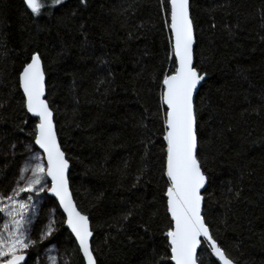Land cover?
Returning <instances> with one entry per match:
<instances>
[{"label": "trees", "instance_id": "obj_1", "mask_svg": "<svg viewBox=\"0 0 264 264\" xmlns=\"http://www.w3.org/2000/svg\"><path fill=\"white\" fill-rule=\"evenodd\" d=\"M42 2L33 16L23 0H0V150L11 153L0 156L1 195L15 187L22 142H34L37 121L19 75L38 52L97 264H173L160 100L174 68L168 0ZM190 10L195 67L207 73L195 99L198 155L209 176L203 215L234 264H264V0H191ZM64 225L58 208L54 233L27 250L26 264L50 242L68 264H84ZM199 256L218 264L204 244Z\"/></svg>", "mask_w": 264, "mask_h": 264}, {"label": "snow or ice", "instance_id": "obj_2", "mask_svg": "<svg viewBox=\"0 0 264 264\" xmlns=\"http://www.w3.org/2000/svg\"><path fill=\"white\" fill-rule=\"evenodd\" d=\"M78 2L80 5H87V0ZM23 3L33 16H40L45 8L42 0H23ZM51 3L64 6L66 0H51ZM168 10L174 68L170 75L165 74L163 77L160 100L166 106V206L174 222V226L166 233L170 259L175 264H203L202 258L197 254V249L203 243L218 264H234L213 237L202 214V189L206 190L209 176L198 155L194 93L205 80L207 73L198 71L193 63L195 37L190 0H168ZM71 15L74 16L75 12ZM19 83L23 89L27 112L39 120L35 126L34 142L43 150L46 162L40 156L34 157V164L26 161L11 194L0 196V213L7 218L0 225V264H26L27 250L36 247L42 239H47L55 231L53 219L46 229H42L37 239H33L30 234L33 225L32 213L36 210L31 194L45 191L58 198L59 205L67 213L66 223L78 242L79 251L82 252L86 264H97L90 243L93 233L89 226V217L78 210L73 201L67 176L69 161L57 139L53 111L44 98L45 72L40 53L34 52L31 55L30 62L19 75ZM25 192L29 193L27 199H20L21 193ZM235 195L239 197L240 193ZM49 260L51 264H55L54 257H49Z\"/></svg>", "mask_w": 264, "mask_h": 264}, {"label": "rangeland", "instance_id": "obj_3", "mask_svg": "<svg viewBox=\"0 0 264 264\" xmlns=\"http://www.w3.org/2000/svg\"><path fill=\"white\" fill-rule=\"evenodd\" d=\"M34 131H35V127H34ZM21 145L23 146V150L26 153V158L22 162V164L20 166V170H21L22 166H24L26 161H28L31 164H34L36 162L34 159L35 156H40L41 159L45 161L43 154L36 148V146L34 145V142L23 141ZM10 154H7L6 152L0 150V156H6V155H10ZM20 170H19V172H20ZM17 182H18V178H17L16 184H17ZM16 184H15V186H16ZM48 185L50 186V181H48ZM28 195H29V193H27V192L21 193V196L19 198L26 200ZM31 195L33 196V203L36 205V210L34 213H32L33 225H32V231L30 233L31 237L34 239V233H35V230L37 229V224H38L39 220L41 219L44 210H47V216H46L44 223L41 227L40 233H41L42 229H46L47 224L53 219L55 220L54 227L56 229V219L58 217V208L59 207H57V204L53 203V199L48 195L47 191L41 192L38 194L32 193ZM0 196H2L1 192H0ZM4 203H7V201H4ZM5 219H7V218L4 216V214L0 213V225L3 224ZM50 237H48L47 239H42L40 242H46ZM49 257L55 258V264H68V260L65 257L61 256L60 251H59L57 245L55 244V242L48 243L41 250L39 257L36 259V264H51Z\"/></svg>", "mask_w": 264, "mask_h": 264}, {"label": "water", "instance_id": "obj_4", "mask_svg": "<svg viewBox=\"0 0 264 264\" xmlns=\"http://www.w3.org/2000/svg\"><path fill=\"white\" fill-rule=\"evenodd\" d=\"M190 3H191V0H190ZM190 15H191V10H190ZM194 25V24H193ZM172 34V33H171ZM194 37H195V40H194V44H193V63H194V66H195V57H194V50H195V46H196V34H195V29H194ZM42 60V59H41ZM42 66H43V69H44V65H43V61H42ZM45 72V71H44ZM206 79V78H205ZM205 81V80H204ZM204 81H202L201 82V84L200 85H198V88H197V90H196V92L194 93V106H195V99H196V97H197V95H198V92H199V90H200V88L202 87V85H203V83H204ZM21 88V87H20ZM21 91H22V93H23V89L21 88ZM24 96V95H23ZM25 98V97H24ZM45 99L47 98V78H46V74H45V97H44ZM47 100V99H46ZM165 106V105H164ZM49 107H50V104H49ZM51 108V107H50ZM165 108H166V106H165ZM52 109V108H51ZM26 111H27V109H26ZM53 111V110H52ZM28 113V112H27ZM29 114V116L31 117V118H33V119H35L36 121H37V124H38V122H39V120H38V118L37 117H35V116H33L31 113H28ZM54 116H55V114H54V111H53V120H54ZM54 123H55V120H54ZM55 126H56V124H55ZM56 133H57V128H56ZM57 139H58V142H59V144H60V141H59V138H58V134H57ZM34 145L36 146V148L43 154V156H44V159H45V162H46V156H45V154L43 153V150L42 149H40L39 148V146L38 145H36L35 144V142H34ZM60 147H61V145H60ZM61 150H62V147H61ZM63 151V150H62ZM64 152V151H63ZM65 158L67 159V157H66V154H65ZM70 169H71V164H70V162H69V168H68V171H67V176H68V180H69V173H70ZM49 181H50V178H49ZM207 187H208V184L206 185V189H207ZM69 189H70V191H71V187H70V181H69ZM206 190H204V189H202V195H203V193L205 192ZM71 193H72V191H71ZM48 195L56 202V204H57V206L59 207V209H60V211L62 212V214L64 215V217H65V228L68 230V232L71 234V236L74 238V240L76 241V238H75V236H74V234L71 232V229L68 227V225H67V223H66V221H67V213H65L64 212V210H63V208L59 205V200H58V198H56L52 193H50V192H48ZM72 198H73V201L75 202V200H74V197H73V194H72ZM75 204H76V202H75ZM76 206H77V204H76ZM78 208V207H77ZM79 210V209H78ZM203 211H204V200H203V202H202V214H203ZM170 214V213H169ZM171 216V215H170ZM89 226H90V229L92 230V227H91V222H90V219H89ZM173 226H174V222H173ZM92 233H93V231H92ZM93 238H94V233H93V235H92V237L90 238V243H91V247H92V241H93ZM76 243H77V245H78V242L76 241ZM203 244V243H202ZM78 247H79V245H78ZM201 247H202V245L197 249V254H198V256H199V252H200V249H201ZM93 249V248H92ZM81 253V255H82V258H83V254H82V252H80ZM96 259V258H95ZM27 261H28V255L26 254V263H27ZM83 261H84V264H86V261L84 260V258H83ZM97 261V260H96ZM171 262L173 263V264H175V262L174 261H172L171 260Z\"/></svg>", "mask_w": 264, "mask_h": 264}]
</instances>
